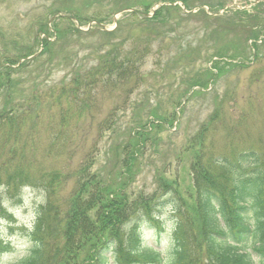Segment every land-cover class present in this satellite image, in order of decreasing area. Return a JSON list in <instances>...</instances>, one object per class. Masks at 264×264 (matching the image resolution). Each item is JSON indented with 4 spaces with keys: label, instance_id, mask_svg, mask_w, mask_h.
Instances as JSON below:
<instances>
[{
    "label": "trees",
    "instance_id": "1",
    "mask_svg": "<svg viewBox=\"0 0 264 264\" xmlns=\"http://www.w3.org/2000/svg\"><path fill=\"white\" fill-rule=\"evenodd\" d=\"M151 4L144 3L142 7L148 10ZM171 10L172 7H162L151 19L131 16L149 34H130L119 39L117 35L122 27L116 32L103 33L108 45L90 53L85 64L76 62L77 53L71 51L56 60L57 57H51L54 43L43 39L42 55L49 54L44 64L56 61L69 78H64L57 90L49 86L47 92L37 95L46 82L39 79L31 89L28 109L24 103L10 104L0 112V221L11 218L3 204L4 195L16 198L24 187H33L42 190L44 198V204L36 208L31 230L26 233L30 248L14 264H264V137L260 150H238L234 146V154H205L208 148L204 146L203 135L211 126L206 123L184 146L177 148L174 164L164 162L156 169L158 189L150 194L143 190L135 192L131 186L142 171V163L136 158L145 150L141 143L149 134L162 131L166 124V120L154 117L153 113L152 120L138 122L127 132L123 144H113L112 169L118 165L120 170L109 176H119L118 181L112 177L103 179L95 172L100 140L92 142L83 161L70 174H63V170L44 171L39 164L28 163L24 155L25 149L33 152L39 144L38 107L43 108L45 102L50 106L46 107L49 117L45 118L48 149L54 153L43 156L58 158L55 150L61 151L58 143L69 141L68 129L78 126L81 119L74 116L88 110L98 85L104 91L126 84L140 86L144 79L141 69L158 35L155 30L165 24V16ZM77 13L71 16L80 21ZM202 16L208 19L205 14ZM257 17L260 19L259 16L254 19ZM122 22L119 26H123ZM38 27L40 33L47 34L45 24ZM53 29L58 38L82 35L69 22L62 31L57 25ZM251 32L252 38L257 39L259 31L251 29ZM111 38L116 41L109 42ZM255 50L256 56L259 55ZM30 54L24 48L22 58ZM6 58L4 61L0 55V87L7 91L11 86L8 76L13 73L10 66L18 60ZM218 64H213L214 70ZM19 67L28 68L29 63ZM205 76L215 77L211 71ZM57 108L61 110L56 115ZM112 117L113 113L97 124L96 139H102L109 131L114 133ZM32 156L38 157L36 153ZM184 159L188 161L186 168L192 190L190 187L182 193L179 171L174 178L166 175L171 176V169L179 170ZM70 178L74 183L71 191L60 194L63 181ZM167 209L174 218L170 226L173 232L164 235L163 226L157 221L161 222L160 216ZM144 230L150 233L151 245ZM10 249L0 239V255ZM107 253L111 254L110 258L106 257Z\"/></svg>",
    "mask_w": 264,
    "mask_h": 264
},
{
    "label": "rangeland",
    "instance_id": "2",
    "mask_svg": "<svg viewBox=\"0 0 264 264\" xmlns=\"http://www.w3.org/2000/svg\"><path fill=\"white\" fill-rule=\"evenodd\" d=\"M160 1L163 6L172 7L173 10L165 16V24L155 30L158 35L154 37L148 60L141 69L144 73L142 84L138 87L126 84L106 91L98 85L88 110L84 109L80 115L77 116V112L74 116L81 119L78 126L68 129L69 141L58 143L61 147V151L55 149L59 153L58 158L43 156L54 152L48 149V119L45 120L49 117L46 107L50 106L47 102L42 104L43 108L38 107L41 128L37 149L30 152L24 148L28 163L35 166L39 164L40 169L44 171L63 170V174H70L83 161V156L92 142L100 140L95 172L103 179L109 180L112 177L118 181L119 176H109L110 173L113 175L120 170L118 165L112 169L111 148L114 143L123 144L127 132L135 127L136 123L152 120L151 113L156 118L166 120V124L162 131H154L156 134H149L148 139L141 143L144 144L145 150L142 155L136 156L142 163V171L131 186V190L135 192L143 190L150 194L158 189L156 169L161 168L164 162L169 164L170 161L174 164L177 148L184 146L206 123L211 126L203 135L204 146L208 148L205 154H234V146L238 150H260L264 137V35L259 38L262 43H252L249 39L252 36L250 30L259 21L236 16L233 12L235 8L250 10L254 1L264 0H232L225 10L219 13L213 9L210 12V9L216 6L217 0ZM144 3L151 4L152 0H0V55L18 60L24 55V48L26 52L30 50L32 54L37 53L40 49L39 39L43 37L42 34L37 36L38 24L48 26L52 12L62 6L69 13L79 12L82 18V22H79L82 33L88 35H63L58 39L56 37V41L52 39L54 46L51 49V57H57L56 60H59L60 56L73 50L79 56V64L83 60L88 62V52H93V49L102 43L108 44V39L101 34L103 30L98 25L91 23L93 30L85 31L88 22L95 18L106 19L103 25L106 29H111L114 26L112 20L115 11L125 8L124 6H143ZM172 3L179 4L168 6ZM182 5L187 7L184 6L186 10ZM200 10H204L211 19L205 20ZM257 11L264 14V5ZM122 16L123 14L117 15V20H122ZM125 18L117 38L130 34H149L148 30L137 26L134 18ZM232 19H240L242 22L233 25L220 23L230 22ZM65 25L66 22L57 23L58 30L62 31L61 27ZM49 27L50 32H53L51 26ZM261 34H264V31ZM55 35L57 36L56 33ZM49 36L50 34L47 37L51 38ZM115 41L114 38L109 40ZM249 46L257 49L259 55L256 56V50L253 51ZM218 52L233 57L219 61L215 55ZM48 56L49 54L38 55L34 60H27L28 68L14 66L11 69L14 72L8 76L11 84L9 90L0 88V112L9 108L10 104L24 103L23 107L28 109L27 100L33 95L31 89L39 79H45L46 82L39 88L41 92L37 95L47 92L46 88L49 86H54V90L61 87L60 84L68 73L61 71V67L54 60L44 64ZM217 60L219 64L212 71L215 77H206L212 61ZM2 82L6 83V78ZM179 103L181 107H178ZM60 110L57 108L55 114ZM111 113L115 120L114 133L109 131L104 133L102 139H96L97 124ZM26 129L27 126H24V131ZM58 131L56 128L55 133ZM33 153L38 157L34 158ZM262 161L264 162V157ZM187 162L184 159L179 170L171 169V176L166 175L168 178H174L179 171L182 193L190 187L192 190ZM34 171L35 168H32L31 172ZM63 182L60 194H67L73 187V179ZM43 199L42 190L33 187H24L16 199L3 196L4 206L9 210L11 219L0 222V235L4 241L11 244L13 251L1 255L0 264H14L28 252L30 243L26 233L33 226L36 208L44 204ZM166 211L162 214L163 222L168 215ZM147 237L146 235L145 238ZM162 249L164 250V247ZM107 257L110 258V255L107 254Z\"/></svg>",
    "mask_w": 264,
    "mask_h": 264
},
{
    "label": "water",
    "instance_id": "3",
    "mask_svg": "<svg viewBox=\"0 0 264 264\" xmlns=\"http://www.w3.org/2000/svg\"><path fill=\"white\" fill-rule=\"evenodd\" d=\"M123 11H126V10H123ZM123 11H121V12H123ZM121 12H119V13H121ZM142 15H144V16H146V17H149V15H146V14H142ZM115 21V20H114Z\"/></svg>",
    "mask_w": 264,
    "mask_h": 264
}]
</instances>
